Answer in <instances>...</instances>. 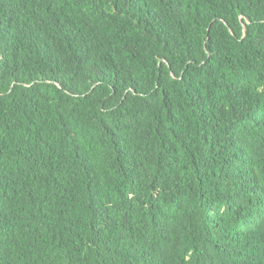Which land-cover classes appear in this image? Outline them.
<instances>
[{
    "label": "trees",
    "instance_id": "1",
    "mask_svg": "<svg viewBox=\"0 0 264 264\" xmlns=\"http://www.w3.org/2000/svg\"><path fill=\"white\" fill-rule=\"evenodd\" d=\"M0 264H264V0H0Z\"/></svg>",
    "mask_w": 264,
    "mask_h": 264
}]
</instances>
